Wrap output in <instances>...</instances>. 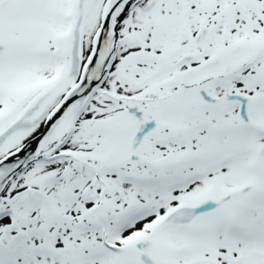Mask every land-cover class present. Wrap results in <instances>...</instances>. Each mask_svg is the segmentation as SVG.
Returning <instances> with one entry per match:
<instances>
[{
	"label": "snow or ice",
	"instance_id": "snow-or-ice-1",
	"mask_svg": "<svg viewBox=\"0 0 264 264\" xmlns=\"http://www.w3.org/2000/svg\"><path fill=\"white\" fill-rule=\"evenodd\" d=\"M0 264H264V0H0Z\"/></svg>",
	"mask_w": 264,
	"mask_h": 264
}]
</instances>
